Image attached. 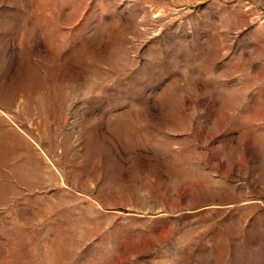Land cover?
I'll return each instance as SVG.
<instances>
[{
	"label": "rangeland",
	"instance_id": "374dc122",
	"mask_svg": "<svg viewBox=\"0 0 264 264\" xmlns=\"http://www.w3.org/2000/svg\"><path fill=\"white\" fill-rule=\"evenodd\" d=\"M0 264H264V0H0Z\"/></svg>",
	"mask_w": 264,
	"mask_h": 264
}]
</instances>
